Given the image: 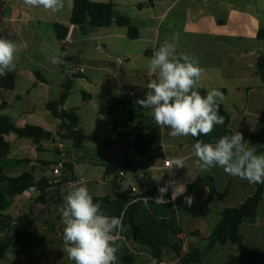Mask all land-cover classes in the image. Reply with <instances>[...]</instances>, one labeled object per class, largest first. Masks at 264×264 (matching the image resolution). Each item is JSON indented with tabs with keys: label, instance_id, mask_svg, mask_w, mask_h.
<instances>
[{
	"label": "crops",
	"instance_id": "obj_1",
	"mask_svg": "<svg viewBox=\"0 0 264 264\" xmlns=\"http://www.w3.org/2000/svg\"><path fill=\"white\" fill-rule=\"evenodd\" d=\"M91 1L94 3H113L115 6L114 20L112 25L107 28L110 32L106 34L111 44H114V40L124 41L125 43L132 40L128 37V29L117 25L116 19L119 16L127 17L131 20L132 25L139 30L138 39H140L143 35L142 28L149 32H155L161 20L173 13L181 14L184 12L185 22L181 33L190 41L189 47L185 48L186 53H221L225 58L224 65L218 69L212 68V63L208 61H203L204 63L199 65L204 70L200 81L201 87L206 92L211 89H217L223 93L224 99L219 103L223 105L230 115L228 128L233 133L235 131L241 132L244 140L255 146L257 154H264L259 153V150L264 146V83L258 68V59L260 57L264 58V40L258 39L259 31L264 29V0ZM64 4L65 7L61 12L52 13L51 11H45L43 8L27 6L23 0H0V37L13 39L22 45L21 50L17 54L16 68L13 72L8 73L15 76L14 88L5 89L0 87V106L5 104L0 111V116H8L19 127L26 125L39 126L51 132L53 136L52 140H44L39 144H35L32 140L20 138L14 133L6 135L5 140L11 145L6 161L8 165L25 163L31 167V172L34 173L36 179L45 178L52 185L54 184V179H48L44 175L49 163L42 159V154L46 153L51 142L55 145L59 139L57 132L61 121L55 118L47 109L49 103L57 101L54 96H50L54 86L50 75L61 72L65 81H67L77 79L76 75L82 77L85 73L84 70L82 74H72V70L79 67L80 59L74 62V66L73 64L69 65L74 58L66 56V52H64V49L66 50L69 45L75 43L76 32L81 30L80 27L71 23L74 0H64ZM56 24L67 28L74 26L70 44L64 45L63 41L58 39L55 30ZM87 26L92 27L90 25ZM101 37L103 36L97 38L100 39ZM199 38H207L212 46L205 48L196 47V43H200L198 41ZM100 48L107 50L103 47ZM108 50L116 52L114 45H110ZM124 53V55L120 54V56H125L127 60H130V52L125 51ZM54 56L61 57L65 60V63L52 64L51 60ZM36 71L41 73L45 81L38 80L35 75ZM151 77L153 79L156 78L154 74H150L149 79ZM71 81L73 82V80ZM58 83L63 87L62 78H58ZM147 85L148 83L140 86L145 88L146 93L148 92ZM126 86L133 85H124L123 88ZM85 95L88 100H91L92 96L86 93ZM120 97H116L111 102ZM88 100H85L83 95V102ZM111 102H101L99 109L102 104ZM63 108L67 110L66 103ZM120 109H124L128 115L121 117V119L113 120L112 132L115 121L124 120L130 115L129 107ZM149 113V109L138 107L135 113V121L143 122L144 124L154 123L155 121ZM101 116L106 117V115ZM153 133L159 136L157 142L160 141V144L157 145L156 142L148 157L136 153L132 145L134 139L130 136L118 139L114 146L130 145L134 149V152L140 157L139 162L129 165L126 163L125 165L128 168H133L135 175L144 176L147 192L157 190L158 196H163L159 204L172 203L185 195L188 192V186L195 183L199 177L210 178L216 191L220 194H225L224 197H213L208 187L203 185L195 186L192 189L193 200L191 206L184 203L176 208L180 232L169 234L171 245L179 247L181 251L186 249L187 253L193 249H198L202 254V260L197 264H240L241 254L236 246L231 243L224 245L216 243L213 249L209 250L207 240L218 225L221 213L227 208L242 205L254 194L255 184L249 183L246 179L231 177L219 166L212 168L210 171L198 169L193 163L195 157L190 155L196 138L191 136L172 138L168 135L167 129L161 135L160 129L155 123ZM26 151L31 152V154L24 153ZM25 154L28 157L24 159L22 156H26ZM167 156L169 158L173 156L189 158L186 160V167L170 170L169 167L165 166ZM107 166H105V172L102 174L101 179L92 177L85 179L84 177L75 176L74 173L71 178L61 177L60 179L64 181V188L61 190L60 195L66 194L67 190L75 184H86L93 199L108 196L112 200H116L112 185L115 175L106 173ZM39 167L43 169L40 170ZM22 173L24 172H20L15 177L20 176ZM41 173L43 175L36 176V174ZM85 175V171L80 172V176ZM8 176L14 177L12 175ZM120 181L122 190H129L130 179H121ZM170 181L186 187L184 194L178 196L175 200L172 199L173 186H168L165 193L159 191L169 185ZM69 183L72 186H69ZM88 183H96L97 186L92 188V186L87 185ZM52 189L53 187L47 192L46 202H51L53 199L54 193ZM39 195L40 193L37 190L30 189L22 195L16 196L11 200L12 205L18 198V201L14 204L13 213L9 214L5 211L4 214L17 220L16 222L29 219V215H27L28 207L30 203L35 202ZM19 202L24 205L16 208ZM46 202L43 204L35 202L40 207L39 211L43 209L41 205L46 204ZM18 218L21 219L18 220ZM24 230L47 234L42 230ZM240 234L243 237L245 246L254 254L255 262L253 264H264V197L260 202L256 220L243 223L240 227ZM118 240L125 239L120 236ZM126 245L130 253L136 256L134 264H181L180 255L174 248H164L161 262L158 263L148 248H143L131 240L126 241ZM11 250L17 255L14 244H12L9 251ZM29 253L28 264H54L52 261L61 260V256L57 251L49 255L48 259L50 261L46 260L47 256L45 255L42 262L32 263L31 258L36 253V250H32ZM210 257L211 260L206 262ZM7 259L8 256L6 255L5 259L0 260V264ZM15 264L25 263L17 260Z\"/></svg>",
	"mask_w": 264,
	"mask_h": 264
},
{
	"label": "trees",
	"instance_id": "obj_2",
	"mask_svg": "<svg viewBox=\"0 0 264 264\" xmlns=\"http://www.w3.org/2000/svg\"><path fill=\"white\" fill-rule=\"evenodd\" d=\"M114 4L113 3H94L91 0H74V6L71 16V23L80 27L85 33V26L90 25L98 28H108L114 20ZM116 23L120 27L128 29V37L132 40L139 38V30L134 27L131 20L127 17L119 16ZM56 35L60 41H63L67 36L69 28L60 24L55 25ZM258 39L264 40V29L258 33ZM258 68L262 82L264 83V58L258 59ZM36 77L40 81H45V78L40 72H35ZM80 78V75H76ZM73 82L67 80L63 84L64 91L57 101L47 105V109L51 114L61 121L57 137L62 140H70L77 149L83 148V134L80 129V118L77 111L65 110L63 107L71 93ZM15 85V76L7 74L0 77V87L5 89H13ZM202 95H206V90L202 87L199 89ZM146 94L145 88L136 86H126L123 88V93L120 98L114 102L102 104L100 106V114L110 116L120 108H130L128 118L113 123V132L109 136L94 137L95 144L102 145L104 148L113 147L118 139H123L125 136L132 137L133 147L136 153L141 156H149L155 147L159 136L153 133L154 123L144 124L143 122L135 121V113L140 107L134 104L137 99H143ZM84 99L88 100L84 94ZM5 104L0 106V111ZM219 114L224 117V125H217L213 132L207 136H200L199 139L204 142L214 143L221 136L232 134L228 128L230 115L225 110L222 104L219 103ZM14 133L20 138L30 139L35 144L46 140H52L51 132L35 125H26L24 127L17 126L8 116H0V260L6 258L12 244L15 246L16 254L19 256L25 255L32 250L36 253L32 256V263H40L44 260L46 252L50 246L48 238L39 232L26 231L21 228H16L17 220L7 216L4 212L11 205V200L16 196L22 195L31 188L37 190L40 195L35 202L43 204L46 202V195L49 189L53 186L49 180L42 178L36 179L33 172H24L18 177H11L4 173L3 161H5L10 153L11 145L5 140V136ZM259 153H264V146L259 150ZM128 168L127 165L124 166ZM118 167L107 166L106 173L115 175L113 192L116 195V200H112L106 196L104 198H94V202L102 204V210L110 216H122L123 229L120 236L126 241L131 240L143 248H148L153 258L159 263L162 259L163 249L166 247L174 248L180 255L181 264H197L202 260V254L198 249H193L191 252L181 255V249L171 245L169 241L170 233H179L176 208L184 203L186 196L193 197L192 189L195 186L208 187L211 196L224 197L225 194H220L212 185V181L208 177H199L195 183L188 186V192L182 197L176 199L172 203L159 204L155 201L144 202L136 200L129 190H122L121 181L116 173ZM255 192L242 205L234 208H227L221 213V219L215 227L212 235L208 238V249L212 250L216 243L227 244L231 243L236 246L239 251H244L246 254L240 255V264H253L255 257L253 252L248 249L240 234V227L243 223L254 222L257 218V212L264 197V183L255 184ZM146 197H157V190L147 192ZM31 212L27 215H30ZM23 218V217H22ZM21 218H18V220ZM126 230V231H125ZM128 232V233H127ZM130 233V234H129ZM125 240H118L119 250L117 253L121 264H134L136 256L130 253Z\"/></svg>",
	"mask_w": 264,
	"mask_h": 264
},
{
	"label": "clouds",
	"instance_id": "obj_3",
	"mask_svg": "<svg viewBox=\"0 0 264 264\" xmlns=\"http://www.w3.org/2000/svg\"><path fill=\"white\" fill-rule=\"evenodd\" d=\"M23 2L27 6L43 8L52 13H59L65 7L64 0ZM21 47L13 39L0 37V77L15 70ZM51 63L64 64L65 60L54 56ZM147 69L156 78L148 83L149 91L144 98L137 99L134 104L150 110L149 114L161 135L167 129L172 138H196L190 155L195 157L193 163L201 171H210L219 166L231 177L246 179L252 184L264 183V154H257L255 146L245 141L241 132L223 135L214 143L199 139L202 135H210L217 125H224V117L219 114V102L224 97L217 89L208 90L206 95L200 93L204 70L198 60L177 51L175 36L163 41L153 51ZM188 158L167 156L165 164L170 170L183 168ZM168 186L174 187L173 200L186 191L184 185L174 181L159 191L165 193ZM159 199H163V196ZM62 200L58 212L64 225L62 250L68 259L74 264H117V240L123 229L122 216L107 215L102 210V204L93 201L86 184L73 185ZM192 200L191 196L185 197L189 206Z\"/></svg>",
	"mask_w": 264,
	"mask_h": 264
},
{
	"label": "rangeland",
	"instance_id": "obj_4",
	"mask_svg": "<svg viewBox=\"0 0 264 264\" xmlns=\"http://www.w3.org/2000/svg\"><path fill=\"white\" fill-rule=\"evenodd\" d=\"M184 22V12L181 14L173 13L158 23L155 32H149L142 28L141 31L143 35L140 39L127 41V43L114 40V44H111L109 38L106 36V34L110 32L109 29L85 26V33L78 30L75 35V43L69 45L66 50L64 49L66 56H72L74 58L69 65L73 64L74 66V62L80 59L79 67L85 70L82 77L71 79L73 80L72 90L66 101V109H76L80 116L83 148H75L73 142L70 140L58 139L55 145L51 142L46 153L42 154V159L49 163L48 168L44 171V175L48 179H54V184L52 186V191L54 193L53 199L51 202H46V204L41 205L43 208L41 211H39L40 207H38L35 202L30 203L27 211L28 214L31 212L29 219L16 222V227H21V229L42 230L48 234H45L50 241V246L46 254L47 261H50L48 259L50 254L58 251L61 260L57 262L52 261V263L74 264L62 250L64 247L62 241L64 225L61 223V216L58 212V208L63 202V196L60 195V192L64 188V181L60 178H71L74 173L75 176L84 177L85 179H89L90 177L101 179L102 174L105 172V166L107 165L123 168L126 163L128 165L136 164L140 160V157L134 152V149L130 145L104 148L102 145L94 143V137L108 136L112 133L111 128L113 120L121 119V117L128 115L124 109H119L113 116L103 117L99 113L100 103L106 101L111 102L116 97L121 96L124 85H133L136 87L146 85L151 74L147 69L148 59L163 41L171 40L174 36L178 52L185 53L198 60L199 65L204 63L203 61L211 62L212 68L215 69L224 65L225 58L221 53H186L185 48L187 46L189 47L190 41L181 33ZM99 36L103 37L99 39L97 38ZM198 41H200V43H196V47L205 48L212 46L207 38H199ZM110 45H114L116 50L115 53L108 50ZM100 47L107 50H102ZM125 51L130 52V60H127L125 56H120V54L124 55ZM59 77L62 78L63 83L66 82L61 72L50 75V79L54 82L50 96H54L56 100L59 99V96H61L64 91V88L58 83ZM85 93L92 96L91 100L83 102V95ZM24 153L31 154L29 151ZM22 157L25 159L28 156ZM60 164L63 165V168L60 169L61 175L56 177L53 170ZM3 167L6 175H12L14 177L20 172H29L32 170L31 167L27 166L25 163L20 165H8L6 160L3 161ZM39 169L42 170L43 168L39 167ZM81 171H85L86 175L80 176ZM41 175L43 174H36L37 177ZM87 185L92 186V188H96L97 186L96 183H88ZM125 186H127V184H125ZM17 201L18 198H16L11 207L6 210V213H13L14 204ZM23 205V203L19 202L16 208L22 207ZM7 256L8 259L1 264H15L17 260L28 264L27 261L30 253L24 256H17L14 251L11 250L7 253ZM207 260L206 262H209L211 257ZM117 264H120L119 259Z\"/></svg>",
	"mask_w": 264,
	"mask_h": 264
},
{
	"label": "built area",
	"instance_id": "obj_5",
	"mask_svg": "<svg viewBox=\"0 0 264 264\" xmlns=\"http://www.w3.org/2000/svg\"><path fill=\"white\" fill-rule=\"evenodd\" d=\"M73 25L69 28V31L67 33V36L65 37V39L63 40V44L64 45H68L71 43L72 41V31H73ZM84 72V69L83 68H79V67H76L75 70H72V74H82ZM153 79V77H151L149 79V82ZM148 82V83H149ZM148 88V87H147ZM149 91V89H148ZM160 144V141L157 142V145ZM165 166H167L165 164ZM168 167V166H167ZM63 168V165L60 164L57 168H55L53 170V173L56 175V176H59L60 175V169ZM117 175L119 177V179H124V180H127V179H130V186H129V191L130 193L133 195V196H136L137 199L136 200H142L144 202H148V201H155L157 203H160L161 200L157 197H146L144 196L145 193H147L146 191V181H145V178L144 176L142 175H135L134 174V169L133 168H118L117 169ZM69 186H72L71 183H69ZM187 254V250H183L181 251V255H185Z\"/></svg>",
	"mask_w": 264,
	"mask_h": 264
},
{
	"label": "water",
	"instance_id": "obj_6",
	"mask_svg": "<svg viewBox=\"0 0 264 264\" xmlns=\"http://www.w3.org/2000/svg\"><path fill=\"white\" fill-rule=\"evenodd\" d=\"M31 189H34V188H31ZM240 254H241V255H244V254H246V253H245L244 251L241 250V251H240Z\"/></svg>",
	"mask_w": 264,
	"mask_h": 264
}]
</instances>
